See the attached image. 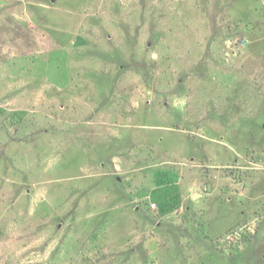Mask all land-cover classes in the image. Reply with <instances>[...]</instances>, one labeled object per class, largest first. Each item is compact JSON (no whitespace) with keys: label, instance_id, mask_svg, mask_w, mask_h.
I'll return each instance as SVG.
<instances>
[{"label":"rangeland","instance_id":"obj_1","mask_svg":"<svg viewBox=\"0 0 264 264\" xmlns=\"http://www.w3.org/2000/svg\"><path fill=\"white\" fill-rule=\"evenodd\" d=\"M0 264H264V0H0Z\"/></svg>","mask_w":264,"mask_h":264}]
</instances>
